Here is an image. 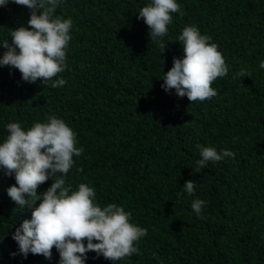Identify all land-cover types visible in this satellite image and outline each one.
<instances>
[{
    "label": "trees",
    "instance_id": "1",
    "mask_svg": "<svg viewBox=\"0 0 264 264\" xmlns=\"http://www.w3.org/2000/svg\"><path fill=\"white\" fill-rule=\"evenodd\" d=\"M178 2L183 15L172 13L161 53L136 18L145 0H64L55 14L73 20L68 67L58 74L66 83L21 82L17 70L0 67V139L7 122L27 127L50 114L75 131L83 151L66 182L90 183L101 205L123 206L147 229L140 254L116 264H264V70L257 67L264 59V0ZM27 19L24 6L0 7V39ZM187 24L210 36L230 65L210 85L217 95L205 101L165 93L158 79L182 55L175 40ZM240 68L248 75L233 78ZM197 144L234 156L195 172ZM186 180L196 182L191 195L181 192ZM12 183L0 174V264H49L40 255H9L16 245L7 230L30 216L6 195ZM194 198L206 201L199 217L190 207ZM88 257L86 264H111ZM57 258L53 249L52 264Z\"/></svg>",
    "mask_w": 264,
    "mask_h": 264
},
{
    "label": "clouds",
    "instance_id": "2",
    "mask_svg": "<svg viewBox=\"0 0 264 264\" xmlns=\"http://www.w3.org/2000/svg\"><path fill=\"white\" fill-rule=\"evenodd\" d=\"M9 3L26 7L28 19L10 29V38L0 39V67L17 70L21 82L35 83L39 79L40 84L52 88L63 86L66 80L58 74L68 67L66 53L73 26L71 17L55 14L64 0H0V7ZM136 13L137 20L142 19L147 26L149 41L158 43L163 53L166 43L159 38L168 33L172 13L183 15L181 4L178 0H145ZM175 41L180 43L182 55L172 57L166 72L162 68L158 78L162 81L161 89L190 102L216 96L217 89L211 83L230 70L217 45L210 36L201 34L195 24L183 26ZM257 67L264 70V59L258 61ZM246 75L247 70L240 68L233 78ZM4 128L6 135L0 139V174L14 181L4 191L16 208L30 210L28 218L11 224L7 230V236L16 245L9 252L11 257L19 256L22 261L29 254L40 255L52 264L54 249L58 254L55 264H86L90 252L94 253L93 258L103 257L116 264L140 254L138 243L147 229L133 222L129 211L116 203L101 205L90 183L81 182L73 187L66 182L73 157H78L83 149L76 146V133L62 118L50 114L44 121L27 127L13 120ZM196 148L199 159L194 161L195 172H200L208 162L234 156L227 148L218 151L200 144ZM49 179L52 182L38 191ZM195 185V181L186 180L181 192L191 195ZM205 206L206 201L199 198H194L190 205L197 217Z\"/></svg>",
    "mask_w": 264,
    "mask_h": 264
}]
</instances>
